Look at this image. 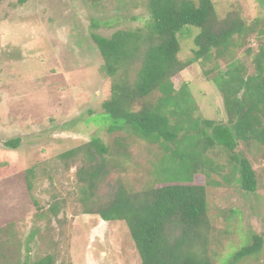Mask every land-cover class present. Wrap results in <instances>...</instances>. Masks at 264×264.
Segmentation results:
<instances>
[{"label": "rangeland", "instance_id": "1", "mask_svg": "<svg viewBox=\"0 0 264 264\" xmlns=\"http://www.w3.org/2000/svg\"><path fill=\"white\" fill-rule=\"evenodd\" d=\"M212 1L220 18L235 13L252 30L231 56L215 62L226 70L229 62L236 61L248 75L255 74L254 59L264 48V0ZM148 3L6 0L0 4V264L35 262L48 255L55 264H142L125 222L85 213L81 200L85 150L69 160L60 156L85 148L94 138L106 144L122 138L131 157L121 165L124 169L111 172L107 182L121 178L131 189L141 190L156 181L154 169L167 156L162 145L126 128L112 135L99 120L116 78L105 73L93 39V34L111 37L118 30H145L150 21ZM198 32L193 28L180 34L181 61L194 58ZM215 62L206 66L195 62L173 82L178 90L188 85L197 108L194 118L228 125L224 97L205 74ZM140 66L136 60L122 76L132 82ZM159 95L155 92L152 98ZM16 138H20L17 149L6 145ZM236 154L250 160L258 182L255 192L242 188ZM205 156L210 177L197 174L194 183L207 188L211 262L264 264V246L255 256L234 260L237 252L253 244L255 235L264 239V145L241 143L235 151L216 145ZM166 162L165 158L162 163ZM98 193L107 197L108 185Z\"/></svg>", "mask_w": 264, "mask_h": 264}, {"label": "trees", "instance_id": "2", "mask_svg": "<svg viewBox=\"0 0 264 264\" xmlns=\"http://www.w3.org/2000/svg\"><path fill=\"white\" fill-rule=\"evenodd\" d=\"M148 8L150 21L145 30H118L111 37L93 34V39L104 59L105 73L116 78L99 120L108 125L112 135L126 128L162 145L167 156L160 158L154 169L156 181L141 190L131 189L121 178L107 182L111 172L124 169L121 165L131 157L122 138L115 144L94 138L86 149L66 151L60 158L69 160L85 150V175L81 177L85 213L99 215L105 221L125 222L142 264H213L207 250V188L194 183L195 176L210 177L205 154L216 145L230 151L241 143L264 145V48L254 59L255 74L248 75L246 67L236 61L223 70L215 61L231 56L252 31L241 16L231 13L220 18L212 0H149ZM193 28L199 31L194 39L195 56L183 62L179 58L180 34ZM136 60L141 66L131 82L122 74L127 75ZM198 61L204 66L215 62L205 74L224 97L228 125L194 118L197 108L188 85L178 90L173 82L177 74ZM118 76L122 78L118 80ZM155 92L160 95L153 99ZM19 144L20 138L6 142L12 149ZM165 158L166 164L162 163ZM235 158L242 188L255 192L258 182L250 160L239 159L237 154ZM183 173L185 178L180 177ZM105 183L110 193L104 198L98 191ZM263 246V237L255 235L253 244L237 252L234 260L255 256ZM22 264L55 263L48 255Z\"/></svg>", "mask_w": 264, "mask_h": 264}]
</instances>
